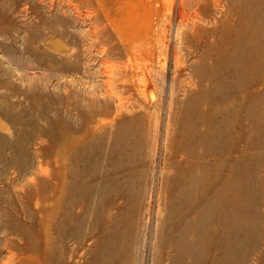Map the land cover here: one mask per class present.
Segmentation results:
<instances>
[{"label": "rangeland", "instance_id": "rangeland-1", "mask_svg": "<svg viewBox=\"0 0 264 264\" xmlns=\"http://www.w3.org/2000/svg\"><path fill=\"white\" fill-rule=\"evenodd\" d=\"M221 1L185 57L175 19L126 52L116 0H0V264H264V0Z\"/></svg>", "mask_w": 264, "mask_h": 264}, {"label": "bare ground", "instance_id": "bare-ground-1", "mask_svg": "<svg viewBox=\"0 0 264 264\" xmlns=\"http://www.w3.org/2000/svg\"><path fill=\"white\" fill-rule=\"evenodd\" d=\"M171 1V0H170ZM173 1V0H172ZM177 1V0H176ZM196 2V1H195ZM202 2H205L207 3L206 6H208L205 11L201 10V8H199L200 4L197 5V7L193 10L191 6H193L194 2L192 0H178L177 2V15H176V18H173L172 16V12L170 11L169 13V16H168V22H166L165 25L159 27L155 33L154 31V28H153V22H152V19H153V13H156L157 12V6H155V3L153 0H116L115 2V5L117 6V9H116V14H117V17L115 19L112 20V25L115 29V31L117 32V34L120 36L123 44H122V47L123 49L127 52L129 51H134L135 49H146V48H151L154 46V44L152 43V40L156 38V40L158 41V46H157V49L158 48H166L168 46H166V44L164 45V39H166V33H167V29L168 27L167 26H172V22H173V19H175L174 21L176 22V20H178L177 22L179 23L180 27H183V29L185 30H188L189 27L191 26L192 28V34H196L197 36V40H190L192 41V46L189 48V50L191 49L190 52H188V48L185 49V52H183V55L186 57V56H189L190 53L193 54V55H196L197 51H199L201 48V45L206 47L204 50L207 51L208 53H210L209 51H211V48H212V41H209L208 44H206V42L202 39L201 40V36L203 37L204 34L201 33V36L198 35L199 30H201L199 28L198 25H196V22L197 21H200L206 25H214L216 23V13H217V10H219L221 8V0H202ZM243 2V0H242ZM171 3V2H170ZM224 3V2H223ZM175 4V2L173 3ZM193 4V5H191ZM243 4H245L243 2ZM242 4V5H243ZM175 6V5H174ZM194 7V6H193ZM174 8V7H173ZM159 9V8H158ZM245 9V8H244ZM176 11V9H175ZM174 12V11H173ZM243 12V11H242ZM247 12V11H246ZM165 13V12H164ZM159 14V13H158ZM247 14V13H245ZM244 14V15H245ZM240 15V14H239ZM239 15H238V18H239ZM243 15V16H244ZM155 16V15H154ZM241 16V15H240ZM247 16V15H245ZM161 17V16H160ZM237 17V16H236ZM242 17V16H241ZM256 17V16H255ZM164 18V17H163ZM246 17H244V20H245ZM218 19V18H217ZM158 20V19H157ZM243 20V19H242ZM241 20V21H242ZM111 21V20H110ZM165 21V20H163ZM162 21V22H163ZM236 21V20H235ZM247 21V20H246ZM110 23V24H111ZM177 23V24H178ZM237 23V22H236ZM242 24L243 21L241 22ZM155 25V24H154ZM158 25V24H157ZM160 25V23H159ZM175 25V23H174ZM240 25V24H239ZM170 26V27H171ZM177 26V25H176ZM112 27V28H113ZM179 28V26H177ZM201 27V26H200ZM237 27V26H236ZM240 27H242V25H240ZM250 27V26H249ZM172 28V27H171ZM175 28V27H173ZM205 28V27H204ZM204 28H202L204 30ZM214 28V27H213ZM212 28V29H213ZM247 27H245L244 29L246 30ZM252 28V27H251ZM113 29V30H114ZM210 29V27H209ZM243 29V28H242ZM240 29V30H242ZM171 29H169L170 31ZM177 30V28H176ZM239 30V28H238ZM168 31V32H169ZM175 31V30H173ZM181 30H179L178 32H175V35H173V38L174 36L176 37V35H179V39H178V43L180 44L179 46L183 45L182 43V37H181V33L180 32ZM184 31V30H183ZM234 31V30H233ZM232 31V32H233ZM240 32V31H239ZM243 32V31H242ZM245 32V31H244ZM247 32V31H246ZM171 33V32H170ZM203 33L207 34V36H209V39L212 38L211 36L212 33H209L207 32L206 30L203 31ZM244 34V33H243ZM242 34V35H243ZM248 34V32H247ZM169 35V34H168ZM183 36V35H182ZM192 36V35H191ZM245 36V35H244ZM185 37V36H184ZM234 37V36H233ZM242 37V36H241ZM170 38V37H169ZM247 38V37H246ZM252 38V37H250ZM190 39V38H189ZM213 39V38H212ZM232 39H230V42H231ZM234 40V39H233ZM239 40V39H238ZM244 40V39H242ZM240 41V40H239ZM245 43V40L243 41ZM156 43V42H155ZM247 43V42H246ZM237 45L235 46L238 50H241L243 52L246 51V46L244 44H238V42L236 43ZM183 47V46H182ZM202 47V48H204ZM161 49V50H162ZM160 50V49H159ZM168 51V50H167ZM201 52V51H200ZM239 52V51H237ZM131 53V52H130ZM202 53V52H201ZM230 53V52H229ZM133 54V53H132ZM161 54V53H160ZM204 54V53H202ZM238 53L236 54H233L232 55V58H229L230 61H229V66H233V65H236V66H239L241 64L244 65V67L246 66V63L244 62V60H242L243 58L240 57V54L237 55ZM180 55V54H179ZM192 55V56H193ZM210 55V54H209ZM134 58V56H132ZM135 57H139L135 54ZM208 57V56H207ZM230 57V56H229ZM243 57V56H242ZM132 59V58H130ZM185 59V58H184ZM203 59V58H202ZM208 59V58H207ZM189 60V59H188ZM198 60V59H197ZM133 61V60H132ZM135 61V60H134ZM172 66L173 64H175L176 67L179 68V90L181 91V95L183 98H186L187 96V93L188 92V89H192L190 88L191 83L189 81V75H188V70H187V66L185 64V61L180 58L176 53L174 54L173 53V56H172ZM187 61V60H186ZM208 61V60H207ZM209 62V61H208ZM141 63V62H140ZM196 63V62H195ZM131 64V63H130ZM134 64V63H133ZM193 64V62H192ZM198 65V62L196 63ZM140 65V64H138ZM217 65V64H216ZM243 65L240 67V72L244 69ZM141 66V65H140ZM228 66V65H227ZM130 67V66H129ZM174 67V66H173ZM131 68V67H130ZM134 68L135 65H134ZM172 68V67H171ZM226 68V67H225ZM132 69V68H131ZM144 69V66L143 68L139 69V71L143 70ZM192 70V69H190ZM140 71V72H141ZM144 71V70H143ZM134 72V70H133ZM135 73V72H134ZM142 73V72H141ZM138 76V75H137ZM191 77H193L192 75H190ZM172 77V76H171ZM240 78V76H238L237 80ZM198 79V78H197ZM195 79V81L197 80ZM192 80V79H190ZM200 80V79H199ZM194 81V82H195ZM198 81V80H197ZM199 82V81H198ZM245 83H248V81L246 80H242V85L240 87L237 88V91L235 90L236 93H240L242 96L244 95V91H245ZM196 84V83H194ZM233 89V86H229L227 88V93L229 94L230 93V90ZM197 90V89H196ZM193 91V90H192ZM191 92V90H190ZM232 92V91H231ZM240 95V96H241ZM190 96V95H189ZM188 96V97H189ZM221 97V96H220ZM182 98V99H183ZM224 98V97H223ZM245 98V96H244ZM191 99H193V97H191ZM240 100V98H237ZM184 100V99H183ZM241 101V100H240ZM244 101V99L242 100ZM196 102V101H195ZM74 103V102H73ZM197 103V102H196ZM239 106V105H238ZM194 107V106H193ZM82 108V107H81ZM189 109V108H188ZM238 111V110H237ZM185 137V136H184ZM158 139V138H157ZM187 140V139H186ZM189 142V141H187ZM191 142V141H190ZM184 144V143H183ZM184 147V146H183ZM190 147V146H188ZM187 147V148H188ZM182 148V146H181ZM183 149V148H182ZM184 151V149H183ZM188 151H190L188 149ZM185 152V151H184ZM187 152V150H186ZM185 152V153H186ZM196 152V151H195ZM192 153V152H191ZM194 154V153H193ZM192 154V155H193ZM198 155V154H197ZM189 156V155H188ZM203 156V155H202ZM183 158V157H182ZM190 158V157H188ZM195 161L197 159H200L199 156H194ZM194 160V159H193ZM194 161V163H195ZM189 163V162H188ZM191 163V162H190ZM193 163V161H192ZM191 163V164H192ZM197 215V214H196ZM202 217V218H201ZM200 219H199V225L197 224L198 220L195 222L196 224V229H195V234L193 236H198V239L199 237L203 236V233H204V229L207 225H210L209 224V221L204 218L203 216H201ZM199 218V217H198ZM203 229V230H202ZM204 239V238H203ZM200 241V239L198 240ZM198 241L196 240L195 242L198 243ZM202 241V240H201ZM200 241V242H201ZM203 243V242H202ZM202 243L199 244V248L202 246ZM185 244V243H184ZM183 244V246H184ZM196 244V243H195ZM201 245V246H200ZM182 246V247H183ZM198 246V245H197ZM196 246V248H197ZM167 247V246H166ZM181 247V248H182ZM185 248V247H184ZM184 248H183V251H184ZM188 250V249H187ZM186 251V250H185ZM188 252V251H187ZM186 252V253H187ZM184 254V253H183Z\"/></svg>", "mask_w": 264, "mask_h": 264}]
</instances>
